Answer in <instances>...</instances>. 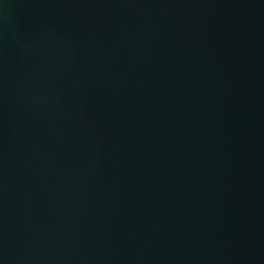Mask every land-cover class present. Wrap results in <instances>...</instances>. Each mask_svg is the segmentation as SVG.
<instances>
[{"label": "water", "instance_id": "1", "mask_svg": "<svg viewBox=\"0 0 264 264\" xmlns=\"http://www.w3.org/2000/svg\"><path fill=\"white\" fill-rule=\"evenodd\" d=\"M0 264H264V0H0Z\"/></svg>", "mask_w": 264, "mask_h": 264}]
</instances>
